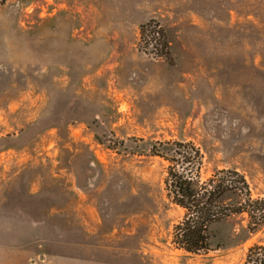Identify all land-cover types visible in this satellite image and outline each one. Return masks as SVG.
Segmentation results:
<instances>
[{
  "label": "rangeland",
  "instance_id": "374dc122",
  "mask_svg": "<svg viewBox=\"0 0 264 264\" xmlns=\"http://www.w3.org/2000/svg\"><path fill=\"white\" fill-rule=\"evenodd\" d=\"M150 21L166 60L140 49ZM166 141L199 148L204 179L236 170L264 198V0L0 7V264H243L264 227L240 218L205 255L170 245L183 212L149 156Z\"/></svg>",
  "mask_w": 264,
  "mask_h": 264
},
{
  "label": "trees",
  "instance_id": "16d2710c",
  "mask_svg": "<svg viewBox=\"0 0 264 264\" xmlns=\"http://www.w3.org/2000/svg\"><path fill=\"white\" fill-rule=\"evenodd\" d=\"M5 3L6 0H0V7ZM139 45L144 53L150 50L158 58L169 57L165 31L155 21L139 27ZM149 156L166 164V198L183 212L169 235L175 250L190 255L209 253L212 228L232 217L243 219L249 234L264 227V198H253L246 179L236 170H215L204 179L203 157L193 143H155ZM243 264H264V244L250 247Z\"/></svg>",
  "mask_w": 264,
  "mask_h": 264
}]
</instances>
